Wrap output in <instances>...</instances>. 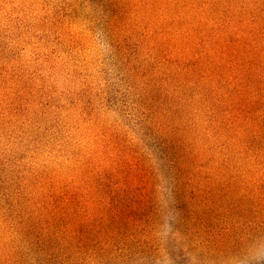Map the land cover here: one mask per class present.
<instances>
[{"label": "rangeland", "instance_id": "1", "mask_svg": "<svg viewBox=\"0 0 264 264\" xmlns=\"http://www.w3.org/2000/svg\"><path fill=\"white\" fill-rule=\"evenodd\" d=\"M263 97L264 0H0V264H264Z\"/></svg>", "mask_w": 264, "mask_h": 264}, {"label": "trees", "instance_id": "2", "mask_svg": "<svg viewBox=\"0 0 264 264\" xmlns=\"http://www.w3.org/2000/svg\"><path fill=\"white\" fill-rule=\"evenodd\" d=\"M260 100H262L261 103H260ZM260 100L256 101V102H255V105L249 107V110L251 111L252 109H257V107H259L260 105H262V102L264 101V97L261 98ZM263 122H264V121H263ZM137 167H138V166H137ZM140 169H141V168H140Z\"/></svg>", "mask_w": 264, "mask_h": 264}]
</instances>
